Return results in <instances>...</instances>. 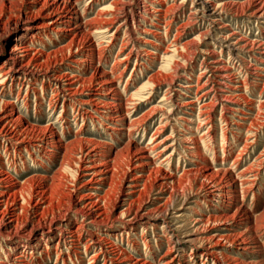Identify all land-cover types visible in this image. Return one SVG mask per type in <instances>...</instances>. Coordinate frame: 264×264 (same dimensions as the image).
Wrapping results in <instances>:
<instances>
[{"label":"rangeland","instance_id":"1","mask_svg":"<svg viewBox=\"0 0 264 264\" xmlns=\"http://www.w3.org/2000/svg\"><path fill=\"white\" fill-rule=\"evenodd\" d=\"M42 1L44 0H37L32 5L37 8ZM51 1L47 0V4ZM114 1L71 0L70 7L75 6L74 10L81 15L82 21L80 18L79 20L90 25V33L94 27L100 26V20L103 18L102 25H105L108 20L110 23L113 22L109 32L105 35L92 32L90 41L80 40L84 48L81 47L82 52L77 54L76 61H60L66 56L65 48L53 54L55 49L61 48L69 41L68 34L63 33L59 36L51 32L47 35H39L38 38L24 36L22 39H25L26 44L33 49L46 54L52 53V62L49 66H42V69L37 70L33 76L24 77L16 74L14 79L8 78L4 85L0 86V94L2 93L0 102L14 103L12 107L14 115L19 116L18 122L33 128V131L29 133L32 135L30 140L32 143L28 145L0 136V169L4 172L8 171V174H11L10 177H13L12 180L26 183L23 194L27 201L24 200L23 208L18 210V224L25 223L26 217L34 215L33 211H36L33 205L39 198L37 195L32 196L29 204L28 194L29 191L31 192V184L36 185L41 181L47 183L49 187L44 199L49 200L51 207L60 206L61 209L64 208L59 201L60 197L68 199L66 194H71L68 191L72 190L74 185L78 188V193L70 195L74 203L80 198L79 196L94 191L92 187L95 184L84 183L86 179L82 176L83 172L78 175L76 170H78L77 164H79L81 152L94 147L97 143L101 144L102 153L108 154L106 157L113 159V162L109 161L111 180L100 185L101 190L94 192L104 196L102 204L106 213H110L112 218L116 217L117 212L123 208L117 207L115 211L113 210L114 213L111 211L116 204L115 201L125 197L120 190L126 189L132 178L131 174L136 172L133 168L138 159L136 152L138 148H141L144 149L146 156L149 154L147 157L152 163L151 167L154 168L157 165L156 168L160 167L161 170L153 174L152 180L147 181L148 189L152 186L153 193L151 190H149L150 193L146 190L147 193L135 197L133 205L141 204L149 198L153 199L157 193L153 188V178L156 174L160 176L171 172L176 174V177H183V183L179 186L181 189L175 188L166 205L170 212L176 211L177 208L181 209L178 210V214L183 213V217L177 218L171 213L159 212L155 220L153 219L154 225L152 223L139 225L137 230L126 228L123 231L110 226H100L102 229H107L100 234L105 237L112 250L107 257L109 255L110 257L115 255L114 259L121 256L133 257L134 260L136 258L141 259L140 261L145 260L147 264H160V262L170 264L173 257H176L177 261L172 264H240L241 262V264H264V16L258 17L253 12L254 8L248 6L249 1L253 0ZM254 1L259 3V0ZM15 4L8 6L10 14H16L24 8L22 2ZM79 20L75 22L78 23ZM97 22L100 24H96ZM9 31L6 39L0 41V64L8 56L7 51L10 47L18 41L19 37H22L26 30L11 23ZM91 47L98 51V54L92 58L87 54ZM169 49L173 50L174 56H172L173 60L171 58L167 61L166 55L169 53L173 55L172 50ZM55 59L58 61L55 62ZM47 67H51L49 70L53 73H46ZM102 70L111 77V79L108 77L111 80L108 91L111 88V93L96 90V80L99 76L94 79L92 76ZM45 73L48 78L42 77ZM60 74L85 78L84 86H81V81L75 84L82 93L81 98L87 100L93 93H98L102 97L92 104L79 105L75 100L77 97L63 90L67 77H61L59 84L55 81V76ZM165 93L167 94L164 96ZM119 95L120 101L113 99ZM130 95L133 96L130 97ZM104 101L108 106L103 107ZM208 102L209 104L204 106ZM169 110L171 112H168ZM105 113H108L110 118L106 117ZM127 122L133 125L129 123L128 126ZM161 124L165 125L161 127ZM49 126V129L54 132V137L38 142L39 145L33 144L41 130ZM110 126L114 129L109 128ZM152 137L155 140H151ZM52 138L61 139L63 146L61 145L60 150L52 147ZM155 142L157 143L155 150L148 149ZM161 149L164 152L157 155V151ZM63 156L67 157L64 164L61 163ZM235 159L238 161L234 163ZM176 166L178 168H175ZM203 167L208 170L206 176L198 172ZM187 171L189 172L185 174ZM240 172L244 174L241 176ZM145 173L147 174V171ZM214 174H216L214 179L224 178L223 182L226 185L233 179L234 189L227 188L226 191L233 190L223 191L224 193H217L215 196H208L204 192L195 194L200 190L201 184L206 183L209 180L207 178H213ZM40 177H43L42 180ZM30 178H32L31 184L30 180L28 181ZM169 191H171L170 188ZM168 192L165 194L168 195ZM232 194L234 195L231 196ZM194 199L198 202H193ZM145 205L148 209L153 208L149 203ZM189 206L192 209H187ZM235 208H240L239 215L227 221L225 225H214L210 222L206 226L194 221L212 214L231 215ZM54 214L52 216L47 214L46 220L56 217L57 225L67 227L82 224L83 214L81 213L75 214L71 220H65L68 216L60 217L57 211ZM31 223L27 222V225ZM120 225L122 227V224ZM186 225L198 228L199 232L207 237L212 234L237 233V236L230 240L216 236L218 240L216 247L222 250L224 255L229 256L228 260H225L223 254H218L217 260L206 257L199 243H189L179 248L180 245L174 242L181 236L179 231L183 232L186 229ZM125 227H129L128 224H125ZM181 227L183 230L180 229ZM87 228L88 231L84 229V232L77 233L81 234V244L89 238L92 230L97 232L94 225H89ZM246 229L250 230L251 238L249 247L245 248L239 243L238 234ZM5 231L0 229V262L5 264L7 262L12 264L14 257L24 251L29 255V264H88L90 262L103 264L104 262L103 255L95 256L98 250L97 245L86 252L81 249L82 251L77 253L70 246L58 241L57 229L47 232L44 224L36 227L30 236H27L22 229L15 234H7L4 233ZM51 233L55 234L54 237L45 235ZM168 259L171 260L168 261Z\"/></svg>","mask_w":264,"mask_h":264},{"label":"bare ground","instance_id":"2","mask_svg":"<svg viewBox=\"0 0 264 264\" xmlns=\"http://www.w3.org/2000/svg\"><path fill=\"white\" fill-rule=\"evenodd\" d=\"M37 0H0V41H2L6 36H8V33H10L9 31V26L11 23H14V26L16 27H22L24 31V34L22 35V37L18 38V41L12 45L10 47V49L7 51L8 56L4 58V60L2 61V63L0 64V86H3L4 83L6 82V80L8 78L10 79H14L16 74H20L23 75L24 77L27 76H33L35 74V72L42 67V66H49L51 64V55H55L57 54V52L61 51L62 49H66L67 53L65 54L66 56H64V58L60 61L63 60H67V61H71V60H75V57L77 56V54H79L80 52H82V48L83 47L82 43H80V40H86L88 39L90 41V34L96 33V34H103L105 35L107 32H109L110 27L113 26V22L110 23L109 20L107 21V23L105 25H102L104 22V18L101 19L100 23L97 22L96 24H100V26L94 27L93 31L90 33V25H88L87 23H82L81 21V15H79L77 10H74L75 6L72 5V7H70V3L71 0H52L49 4H47V0H44L40 3V6L37 8H34V6L32 4H34ZM114 1V0H113ZM119 1V0H118ZM122 1V0H121ZM19 3L22 2V4H24V10L21 9L18 13L16 14H10L8 12V6H12L15 3ZM115 2V1H114ZM117 2V1H116ZM120 2V1H119ZM140 2V1H139ZM150 2V1H149ZM212 2V1H211ZM231 2V1H230ZM233 2V1H232ZM236 2V1H235ZM259 3H255V1H249V7L254 8V13L256 15H258V17L264 16V0H259ZM126 3V2H125ZM141 3V2H140ZM145 3V2H144ZM246 3V2H245ZM244 3V4H245ZM122 4V3H121ZM16 5V4H15ZM19 5V4H18ZM88 5V4H87ZM142 5V4H141ZM145 5V4H144ZM143 5V6H144ZM151 5V4H150ZM236 5V4H235ZM14 6V5H13ZM17 6V5H16ZM114 6V5H113ZM176 6V5H175ZM214 6V4H213ZM21 7V6H20ZM108 7V6H107ZM120 7V6H119ZM116 7V8H119ZM145 7V6H144ZM152 7V6H151ZM192 7V6H191ZM207 7V5H206ZM205 7V8H206ZM212 7V6H211ZM218 7V6H217ZM233 7V5H232ZM11 8V7H10ZM16 8V7H15ZM19 8V7H18ZM115 8V9H116ZM122 8V7H121ZM124 8V7H123ZM122 8V9H123ZM4 9H7L6 11H4ZM104 9V8H103ZM114 9V7L112 8ZM150 9V7H149ZM10 10V9H9ZM110 10V9H109ZM118 10V9H117ZM125 10V9H124ZM144 10V9H143ZM202 10V9H201ZM210 10V9H209ZM212 10V9H211ZM18 11V10H17ZM101 11V10H100ZM106 11V10H105ZM102 11V12H105ZM113 11V10H112ZM131 11V10H130ZM147 11V10H145ZM154 11V10H153ZM197 11V10H196ZM215 11V10H213ZM243 11V10H242ZM16 12V10H15ZM118 12V11H117ZM149 12V11H148ZM155 12V11H154ZM252 12V13H253ZM9 13V14H8ZM150 13H151V9H150ZM192 13V12H191ZM206 13V12H205ZM212 13V12H211ZM83 14V13H82ZM125 14V13H124ZM193 14V13H192ZM208 14V13H207ZM216 14V13H215ZM107 15V14H106ZM103 16V15H102ZM109 17V16H108ZM111 17V16H110ZM109 17V18H110ZM121 17V16H120ZM254 17V16H253ZM80 18V20H79ZM85 18V17H84ZM97 18V17H96ZM95 18V19H96ZM102 18V17H101ZM107 18V19H109ZM98 19V18H97ZM106 19V20H107ZM115 19V18H114ZM128 19V18H127ZM191 19V18H190ZM206 19V18H205ZM79 20V22H75ZM103 20V21H102ZM105 20V22H106ZM92 21V20H91ZM89 21V22H91ZM111 21V20H110ZM114 21V20H113ZM119 21V20H118ZM93 22V21H92ZM127 22V21H126ZM189 22V21H188ZM119 23V22H118ZM123 23V22H122ZM151 23V22H150ZM165 23V22H164ZM191 23V22H190ZM93 24V23H92ZM184 24V23H183ZM187 24V23H186ZM119 25V24H118ZM117 25V26H118ZM116 26V27H117ZM120 26V25H119ZM224 26V25H223ZM185 27V26H184ZM123 28V27H122ZM126 28V27H125ZM129 28V27H128ZM9 31V32H8ZM211 31V30H210ZM51 32H55L57 35L62 36L63 33H65V35L70 36V39L67 43H65L61 48H57L54 50L53 54L52 53H44L43 51H38L33 49L32 46L30 47L29 45L26 44L27 41H25V39L23 40L22 38H24V36H30V37H37L39 35H47L50 34ZM115 32V30L113 31ZM133 33V32H132ZM135 34V33H134ZM202 34V33H201ZM207 34V33H205ZM232 34V33H231ZM208 35V34H207ZM21 36V35H20ZM86 36V38H85ZM102 36V35H101ZM215 36V35H214ZM218 36V35H216ZM65 37V36H64ZM63 37V38H64ZM105 37V36H104ZM110 37V36H109ZM201 37V36H200ZM221 37V36H219ZM29 38V37H28ZM38 38V37H37ZM108 38V36H107ZM112 38V37H111ZM114 38V37H113ZM202 38V37H201ZM212 38V37H211ZM216 38V37H215ZM225 38V37H223ZM6 39V38H5ZM65 39V38H64ZM218 39V38H217ZM92 40V39H91ZM220 40H225V39H220ZM232 40V39H231ZM246 40V39H245ZM113 41V40H112ZM250 41V40H249ZM248 41V42H249ZM106 42V41H105ZM219 42V41H218ZM254 42V41H253ZM96 43V42H95ZM109 43V42H108ZM126 43V42H125ZM175 43V42H174ZM185 43V42H184ZM222 43H225L222 41ZM231 43V42H230ZM104 44V43H103ZM239 44V43H238ZM90 45V44H89ZM174 45V44H173ZM233 45V44H232ZM106 46V45H104ZM125 46V44H124ZM171 46V45H170ZM255 46V45H254ZM90 47V46H89ZM96 47V46H95ZM103 47V46H102ZM109 47V46H108ZM172 47V46H171ZM186 47V46H185ZM190 47V46H189ZM84 48V47H83ZM97 48V47H96ZM96 48H89L88 50V56L90 58H92L95 54H98V51L96 50ZM99 48V47H98ZM133 48V47H132ZM178 48V47H177ZM123 49V48H122ZM125 49V48H124ZM174 49V47H173ZM184 49V48H183ZM236 49V48H235ZM165 50V49H164ZM170 50V49H169ZM172 50V49H171ZM170 50V51H171ZM176 50V48H175ZM101 51V50H100ZM167 51V50H166ZM183 51V50H181ZM119 52V51H118ZM177 52V51H176ZM175 52V53H176ZM212 52V51H211ZM209 53V52H208ZM145 54V53H144ZM170 54V55H169ZM168 55H166V60L169 61L171 60L172 56H174L173 50H172V54L169 53ZM189 54V53H188ZM234 54V53H233ZM100 55V54H99ZM128 55V53H127ZM97 56V55H96ZM127 56H125L126 58ZM130 57V56H129ZM163 57V56H162ZM238 57V56H237ZM240 57V56H239ZM103 58V57H102ZM164 58V59H165ZM124 59V58H123ZM163 59V58H162ZM163 59V60H164ZM236 59V58H235ZM117 60V59H116ZM125 60V59H124ZM128 60V59H127ZM173 60V58H172ZM55 62L58 61V59L54 60ZM76 61V60H75ZM122 61V60H121ZM242 61V60H241ZM98 62V60H97ZM245 62V61H244ZM54 63V62H53ZM118 63H120V61H118ZM170 63V62H169ZM124 64V63H123ZM241 64V63H239ZM55 65V64H54ZM175 65V64H174ZM124 66V65H123ZM169 66V65H168ZM177 66V65H176ZM245 66V65H244ZM264 66V65H263ZM54 67V66H53ZM52 67V68H53ZM256 68V67H255ZM42 69V68H41ZM44 69V68H43ZM51 67H47L46 68V73H53ZM96 69V68H95ZM125 69V68H124ZM218 69V68H217ZM258 69V68H257ZM263 69V68H262ZM54 70V69H53ZM98 70V69H97ZM112 70V69H111ZM123 70V69H122ZM121 70V71H122ZM211 70V69H210ZM41 71V70H40ZM43 72V71H42ZM108 72V70H107ZM216 72V70H215ZM46 73L44 75H42L43 78H46L48 75H46ZM61 73V72H60ZM65 73V72H64ZM109 73V72H108ZM204 73V72H203ZM261 74V73H260ZM69 75V74H68ZM75 75V74H74ZM109 75V74H108ZM106 72H96L92 78H96L97 76H99V78L96 80L97 81V89L98 92H106V93H111V88L108 91V87L109 84H111V77L110 75L108 76ZM122 75V74H121ZM215 75V74H214ZM51 76V75H50ZM117 76V75H115ZM157 76V75H156ZM216 76V75H215ZM218 76V75H217ZM223 76V75H222ZM262 76V75H261ZM53 77V76H52ZM61 77H67L66 74L62 75H57L55 76V81H57V84H59V80L61 79ZM108 77H110V79H108ZM118 77V76H117ZM115 77V78H117ZM158 77V76H157ZM228 77V75L226 76ZM17 78V77H16ZM48 78V77H47ZM113 78V77H112ZM151 78V77H150ZM236 78V77H235ZM18 79V78H17ZM119 79V78H117ZM224 79V78H223ZM65 80V79H64ZM87 80V79H86ZM11 81V80H10ZM27 81V80H26ZM47 81V80H46ZM62 81V80H61ZM81 81V82H80ZM114 81V79H113ZM221 81V80H220ZM237 81V80H236ZM64 82V81H63ZM77 82L81 83V86H84L85 83V78L82 77H76V76H71V77H67L66 79V83L65 85H63L65 88L63 90H66L67 92H69L73 97H77L75 100L76 102L80 104H84V103H90L92 104V102L96 101L99 99V97L101 98L102 96H100L98 93H93L92 95H90V98H88L87 100L84 98H81V91L79 90V88L75 87V84H77ZM117 82V81H116ZM219 83V82H218ZM217 83V84H218ZM221 83V82H220ZM230 83V82H229ZM234 83V82H233ZM149 84V83H148ZM243 84V83H242ZM43 85V83H42ZM80 85V84H79ZM91 85V84H90ZM151 85V83H150ZM154 85V84H153ZM222 85V84H220ZM80 86V87H81ZM96 86V85H95ZM111 86V85H110ZM152 86V85H151ZM227 86V85H226ZM54 87V86H53ZM148 85H147V89H148ZM156 87V86H155ZM167 87V86H166ZM186 87V86H185ZM231 87V86H228ZM234 87V86H233ZM232 87V88H233ZM2 88V87H1ZM55 88V87H54ZM53 88V89H54ZM60 88V87H59ZM113 88V87H112ZM115 88V87H114ZM171 88V87H170ZM192 88V87H191ZM95 89V88H94ZM117 89V88H116ZM115 89V90H116ZM151 89V88H150ZM58 90V89H57ZM62 90V91H63ZM221 90V89H220ZM237 90V89H236ZM35 91L37 93H39V91L37 89H35ZM108 91V92H107ZM148 91V90H147ZM167 91V90H166ZM216 91V90H215ZM94 92V91H93ZM198 92V91H196ZM217 92V91H216ZM151 93V92H150ZM206 92H204L205 94ZM2 94V93H1ZM0 94V95H1ZM53 94V93H52ZM141 94V93H140ZM167 93L164 94V96ZM203 94V93H202ZM56 95V94H54ZM69 95V94H68ZM149 95V94H148ZM3 96V95H2ZM122 96V95H121ZM129 96V95H128ZM133 95H130V97ZM143 96V95H142ZM206 96V95H205ZM224 96V95H223ZM72 97V98H73ZM119 97H114L113 99L115 100H119ZM126 97V96H125ZM138 97V96H137ZM141 97V96H140ZM139 97V98H140ZM172 97V95H171ZM196 97V96H195ZM52 98V97H51ZM152 98V97H151ZM168 98V97H167ZM223 98V97H222ZM225 98V97H224ZM236 98V97H235ZM2 99V98H1ZM130 99V98H128ZM136 99V98H135ZM163 99V97H162ZM114 100V101H115ZM124 100V99H123ZM127 100V99H126ZM132 100V99H131ZM139 100V99H138ZM141 100V99H140ZM167 100V99H166ZM231 100V99H230ZM4 101V100H3ZM120 101V100H119ZM235 101V100H234ZM239 101V100H238ZM97 102V101H96ZM95 102V103H96ZM128 102V101H126ZM191 102V101H190ZM196 102V101H195ZM215 102V101H214ZM99 103V102H98ZM102 103V102H101ZM111 103V102H110ZM125 103V102H124ZM130 103V102H129ZM128 103V104H129ZM135 103V102H134ZM139 103V102H138ZM137 103V105H138ZM194 103V102H193ZM192 103V104H193ZM245 103V102H244ZM14 104V103H13ZM11 102H0V136H2L3 138L7 139V140H11V139H15L21 143H23L24 145H28L31 144L32 141V135H30L29 133L33 131L32 127H27V126H23L22 124H20L18 122L19 116L16 117L14 115V111H13V107ZM51 104V103H50ZM100 104V103H99ZM103 107H105V105L107 104L106 101H104ZM116 104V103H115ZM132 104V103H131ZM186 104V103H184ZM189 104V103H188ZM208 105V103H205V105ZM212 104V102H211ZM94 105V104H93ZM117 105V104H116ZM133 105V104H132ZM169 105V104H168ZM187 105V104H186ZM197 105V104H196ZM214 105V104H213ZM253 105V104H252ZM108 106V105H106ZM111 106V105H110ZM114 106V105H113ZM120 106V105H119ZM203 106V105H202ZM229 106V105H228ZM239 106V105H238ZM116 107V106H115ZM114 107V108H115ZM123 107V106H122ZM120 107V108H122ZM160 107V106H159ZM174 107V106H173ZM225 107V106H224ZM110 108V107H109ZM117 108V107H116ZM133 108V107H131ZM199 108V107H198ZM233 108V107H232ZM118 109V108H117ZM127 109V108H126ZM129 109V107H128ZM127 109V110H128ZM155 109V108H154ZM182 109V108H181ZM195 109V108H194ZM201 109V108H200ZM116 110V109H115ZM173 110V109H172ZM238 110V109H237ZM121 111V110H120ZM129 111V110H128ZM132 111V110H131ZM204 112V110H202ZM208 111V110H206ZM210 111V110H209ZM239 111V110H238ZM244 111V110H243ZM18 112V111H17ZM107 112V111H106ZM154 112V111H153ZM168 112H171L170 110ZM167 112V115H168ZM247 112V111H245ZM124 113H126L124 111ZM128 113V112H127ZM199 113V112H198ZM149 114V113H148ZM151 114V113H150ZM166 114V113H165ZM186 114V113H185ZM19 115V114H18ZM107 115V116H106ZM122 115V114H121ZM126 115V114H125ZM210 115V114H209ZM247 115V114H246ZM105 116L110 118L108 116V113H105ZM120 116V115H118ZM128 116V115H126ZM164 116V115H163ZM162 116V117H163ZM166 116V115H165ZM202 116V115H201ZM205 116V115H204ZM208 116V115H207ZM117 117V116H116ZM121 117V116H120ZM119 117V118H120ZM167 117V116H166ZM177 117V116H176ZM179 117V116H178ZM182 117V116H180ZM249 117V116H248ZM122 118V117H121ZM125 118V116H124ZM143 118V117H142ZM141 118V119H142ZM252 118V117H251ZM128 119V118H127ZM165 119V118H164ZM202 119V118H201ZM247 119V118H246ZM163 121V120H162ZM203 121V120H202ZM118 124V121H116ZM125 122V121H124ZM132 122V121H131ZM135 122V121H134ZM128 126L130 122H127ZM211 123V122H210ZM131 124V123H130ZM209 124V123H208ZM114 125V124H113ZM133 125V124H131ZM162 125L165 124H161ZM202 125V124H201ZM122 126V125H121ZM43 127V126H42ZM41 127V128H42ZM137 127V126H136ZM49 127H44L45 130H41V134L39 133L36 137L37 139L34 140L35 145H39L38 142H42L45 139L49 140L48 138L50 137H54V132L51 131ZM109 128L114 129L113 126H110ZM125 128V127H124ZM208 128V127H207ZM39 129V128H37ZM49 129V131L47 132V130ZM121 129V128H120ZM132 129V128H131ZM130 129V130H131ZM123 130V129H121ZM36 131V130H35ZM40 131V130H38ZM120 133V132H119ZM131 133V132H129ZM52 134V136L50 135ZM128 134V133H127ZM153 134V133H151ZM156 134V133H155ZM206 134V133H205ZM126 135V134H125ZM128 137V136H127ZM191 137V136H190ZM194 138V137H193ZM154 138L152 137L151 140H153ZM1 140V139H0ZM33 140V139H32ZM82 140V139H81ZM155 140V139H154ZM188 140V139H187ZM186 140V141H187ZM80 141V138H79ZM183 141V140H182ZM190 141V140H189ZM191 141H193L191 139ZM8 142V141H7ZM10 142V141H9ZM8 142V143H9ZM31 142V143H30ZM61 139H55L52 138L51 144L53 148H57L59 149L61 147ZM131 143V142H130ZM149 143V142H148ZM154 143V142H153ZM50 144V143H49ZM81 144V143H80ZM98 147H97V146ZM94 147H90L87 150L81 152L80 156H79V164L78 165V170H76V172L78 173V175L83 172L82 176H85V181L84 183L86 184H95L94 187H92V190H99L100 189V185L105 184L107 181L111 180V168L109 167V161L113 162V159H110L106 156H108V154L106 153H102V149H101V144L99 145L98 143L96 144ZM194 145V144H193ZM63 146V145H62ZM155 146H157V143L155 142L154 145H152L150 148L151 151L155 150ZM187 146V145H186ZM247 146V145H246ZM190 147V146H189ZM192 147V146H191ZM245 147V146H244ZM107 148V147H106ZM147 149V148H145ZM158 149V147H157ZM52 150V149H51ZM55 150V149H54ZM52 150V151H54ZM60 150V149H59ZM165 150V149H163ZM149 151V150H148ZM193 151V150H192ZM241 151V150H240ZM105 152V151H104ZM164 151L159 150L157 151V155H161ZM190 152V151H189ZM138 154V159L135 162V168L134 170L136 171L135 173L131 174L132 178L130 179V182L128 183L126 189H122L120 190V192H122L123 197L122 199L115 201L116 204L114 205L113 209H112V213L113 210L115 211L117 209V207L119 208H123L121 209L119 212H117L116 217L112 218V215H109L106 213L105 211V207L102 204V200L104 198L103 195H99V193H95L93 192H87L81 196H79L80 198L74 203L72 199L73 194H76L78 188L76 187V185L73 186L72 190L68 191L69 193H71L70 196L68 195V199H63V197H60L59 201L61 202L62 208L57 206L56 208L51 207V204L45 200V195H47V189L49 187V185H47V183H43L42 181L38 184H31V180L32 178L28 179V181L31 184V192L29 191V204H30V200L32 199L33 195H37L39 198L36 201V203H34L33 207H35L36 211H33L34 215L31 216H27L25 219V223H21L20 225L18 224L19 222V213L18 210H21L23 208L24 205H22L23 201L26 200L25 195L23 194L25 192V187H26V183H18V181H14L12 180L13 177H10V175L8 174V171H5L7 173L4 172V170L2 171L0 169V229L1 230H6L4 233L7 234H15L18 232V230H23V232L25 234H27V236L32 235V233L36 230V227L40 226L41 224H44V226L46 225V229L47 232H49L52 229H57L58 231V241L59 242H63L65 245L70 246V248H73L75 252L79 253L81 252L83 249L84 252H86L87 250H89L90 248L94 247L95 245L98 246V250L97 253L95 254V256H100L103 255L104 257V262L103 264H147L146 262H144L143 260L140 261L139 259L134 260L132 259L133 257H125V256H121L114 259V256L107 257L108 254H110V248L108 245L107 240L105 239V237H103L100 232L101 231H105L107 229H102L100 226H110L111 228H118V229H122L124 231V229L128 228L129 230L132 229H138V226H142V225H147V223H152L154 225V218L157 217L156 214H158L159 212H164V213H171L172 216H176L177 218L179 217H183V213L178 214V210L181 209H176V211L170 212L167 208V205L169 203V200L172 196V194L174 193L173 191H175V188H178L181 183H183L182 178L180 177H176L177 175L174 173H163L160 176H158L156 174V176L153 178L154 179V190L157 191L156 196L153 199H147L145 202L141 203V204H137V205H133L135 202V197L140 196L144 193H147V191L151 190V187H149L148 189V185H147V181H149L151 179V177H153L154 173H158L161 169L156 168L157 165L152 168L151 165L152 163L149 161V154H147V156L145 155V151L144 149L138 148L137 152ZM155 155V154H153ZM170 155V154H169ZM184 155V154H183ZM239 155V154H238ZM152 156V155H151ZM150 156V157H151ZM185 156V155H184ZM113 157V156H112ZM164 157V156H163ZM156 158V157H154ZM66 158H64V156L62 157V162L61 163H66ZM152 159V158H151ZM161 160V159H160ZM162 160H164L162 158ZM168 160V158L166 159ZM74 161V160H73ZM152 161V160H151ZM154 161V160H153ZM238 160H233V162L235 163ZM164 162V161H163ZM60 163V164H61ZM165 163V162H164ZM233 163V164H234ZM76 165V164H75ZM160 165V164H159ZM62 166V165H61ZM111 166V165H110ZM60 167V166H59ZM151 167V168H149ZM162 167V166H161ZM207 167V166H205ZM201 168L198 170L199 173L203 174V175H208L206 173H208L207 168ZM211 167V166H210ZM146 168H149L148 170H145ZM175 168H178L177 166ZM174 168V169H175ZM79 169L81 171H79ZM7 170V169H6ZM213 170V169H212ZM147 171V174L145 173ZM110 172V175H108ZM189 171L185 172L188 173ZM217 173V172H216ZM246 173V172H245ZM8 174V175H7ZM55 174V173H54ZM184 174V173H183ZM182 174V175H183ZM231 174V173H230ZM244 174V172H240V175ZM256 174V173H255ZM76 175V174H75ZM176 175V176H175ZM202 175V176H203ZM216 174L211 175L213 176V178H207L209 180H207L206 183L201 184L200 186V190L198 192H196L195 194H199L200 192H204L205 194H207L208 196H215L217 193H224L223 191H226L225 189L227 188H233V179L231 180V183H227L228 185L225 184V182H223L222 178L221 180H217L214 179ZM234 175V174H233ZM80 176V177H82ZM184 176V175H183ZM242 176V175H241ZM46 177V176H44ZM233 177V176H232ZM231 177V178H232ZM247 177V176H246ZM43 177H40V179L42 180ZM47 178V177H46ZM217 178V177H216ZM227 178V177H225ZM234 178V177H233ZM252 178V177H251ZM16 179V178H15ZM219 179V178H218ZM235 179V178H234ZM237 179V178H236ZM243 179V178H242ZM241 179V180H242ZM246 179V178H245ZM17 180V179H16ZM152 180V179H151ZM244 180V179H243ZM250 180V179H249ZM187 182V181H186ZM76 183V182H75ZM244 183V182H243ZM185 184V182H184ZM246 184V183H245ZM35 185V187H34ZM243 185V184H242ZM30 187V185H28ZM33 187V188H32ZM170 188L171 191L168 192V189ZM180 188V187H179ZM181 189V188H180ZM234 189V188H233ZM232 189V190H233ZM101 190V189H100ZM178 190V189H177ZM176 190V191H177ZM231 190V191H232ZM124 191V192H123ZM153 193V190H151ZM230 190H227L226 192H231ZM235 191V190H234ZM28 192V191H27ZM67 192V191H66ZM165 192H168L169 194L166 195ZM78 193V192H77ZM150 193V191H149ZM148 193V194H149ZM164 194L166 196H164ZM50 195V194H49ZM65 195V196H66ZM234 194H232L231 196H233ZM149 196V195H148ZM119 197V196H118ZM52 198V197H51ZM231 198V197H230ZM67 200V201H66ZM139 202V201H138ZM193 202H198L197 199H194ZM146 203H149L150 205L153 206L152 209H148L147 206L145 205ZM28 204V205H29ZM50 204V205H49ZM192 209L191 206L187 207V209ZM236 209V208H235ZM34 210V209H33ZM38 210V211H37ZM173 210V209H172ZM57 211V215H59L60 217L64 218L66 216L67 219L65 220H71V217H74L75 214L77 213H81L83 214V219H82V224H77L76 226H62V225H57L55 218L51 217L50 219L46 220V215H55L54 213ZM240 212V208H237L236 210H234L233 214L231 215H227V214H221V215H214L212 214L211 216H206V217H200L197 219H194V221L196 223H202L204 225L207 226L208 223L211 222V224L213 223L214 225H225L227 223V221L229 220H233L235 219ZM245 212V211H244ZM163 213V214H164ZM201 213V212H200ZM199 214V213H198ZM202 214V213H201ZM48 215V216H49ZM251 215V214H250ZM263 217V214H261ZM163 216V215H162ZM185 216V214H184ZM242 216V215H240ZM170 217V216H169ZM186 217V216H185ZM192 218V217H191ZM264 218V217H263ZM154 219V220H153ZM248 218H246L247 220ZM262 219V218H261ZM179 220V219H178ZM244 220V221H246ZM252 220V219H251ZM27 222H32L30 225H27ZM37 223L36 225L34 223ZM162 222V221H161ZM165 222V221H164ZM174 222V221H173ZM189 222V221H188ZM261 222V221H260ZM169 223V222H168ZM195 223V224H196ZM258 223V222H256ZM262 223V222H261ZM122 224V227H120ZM125 224H128L129 227H125ZM156 224V223H155ZM189 224V223H187ZM194 224V225H195ZM89 225H94L97 228V232L96 231H91L89 238L85 241V243L83 242V244L80 243V236L81 234H77L78 232H82L84 229L88 231V226ZM182 226V225H181ZM239 226V225H238ZM247 226V225H246ZM258 226V225H257ZM263 226V225H262ZM170 227V226H169ZM186 229H182V227L180 229L183 230V232L179 233L181 234V236L178 238V240H176L174 243L177 244L179 246V248H181L184 245H188L189 243H199L200 246L203 247V250L205 251V256L206 257H212L213 259L217 260L218 259V254H223L222 250L218 249L217 243L218 240H216V236H218L220 239H229L232 237L237 236L234 232V234L232 233H225V234H212L211 236L207 237L205 235H203V233L199 232L198 228H191L190 226L186 225L185 226ZM190 227V228H189ZM232 227V226H231ZM249 227V225H248ZM205 228V227H204ZM207 228V227H206ZM245 228V227H244ZM247 228V227H246ZM252 228V227H251ZM136 229V230H137ZM178 229V230H180ZM231 229V228H230ZM234 229V228H233ZM261 229V228H260ZM166 230H168L166 228ZM176 230V229H175ZM203 230V229H202ZM256 230V229H255ZM264 230V229H263ZM172 231V230H170ZM84 232V231H83ZM131 232V231H130ZM237 232H239L237 230ZM57 234V233H56ZM83 234V233H82ZM260 234V233H259ZM48 235L47 237H54L55 234H45ZM177 235V234H176ZM250 235L251 232L249 229H246L245 231H242L238 234V236H240V244L242 246H245V248L250 244ZM171 237V236H170ZM217 237V238H218ZM107 238V237H106ZM238 238V237H237ZM86 239V238H85ZM219 239V240H220ZM110 240V239H109ZM233 240V239H232ZM112 242V241H111ZM232 242V241H230ZM35 243V242H34ZM113 245V244H112ZM111 245V246H112ZM263 245V244H262ZM115 246V245H114ZM252 246V245H251ZM112 249V248H111ZM115 251V248H113ZM96 250V249H95ZM120 251V250H119ZM123 251V250H122ZM116 252V251H115ZM124 252V251H123ZM95 253V252H94ZM118 253V251H117ZM121 253V252H120ZM2 254V252H1ZM84 254V253H83ZM115 254V253H114ZM57 255V254H56ZM118 255V254H116ZM121 255V254H120ZM131 255V254H130ZM225 260H228L229 256L224 255ZM28 257L29 255L26 254V252H22V254H18L14 257V261L12 264H29L28 262ZM78 257V256H77ZM185 257V256H184ZM221 257V256H220ZM172 258V257H171ZM143 259V258H142ZM171 259H168V261ZM235 260V259H234ZM233 260V261H234ZM2 261V260H1ZM148 261V260H147ZM176 257H173L172 260L169 262L170 264L176 262ZM167 262V261H166ZM242 263V262H241ZM240 263V264H241ZM244 263V262H243ZM0 264H5V262H0ZM8 264V262H7ZM88 264H91L88 263ZM149 264V263H148ZM152 264V263H151ZM161 264V262H160ZM165 264V263H164ZM247 264H256V263H247Z\"/></svg>","mask_w":264,"mask_h":264}]
</instances>
